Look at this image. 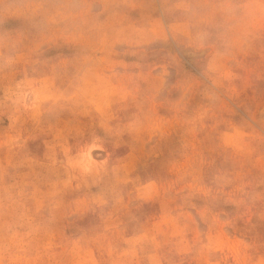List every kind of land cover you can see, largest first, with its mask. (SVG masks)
<instances>
[{
  "label": "rangeland",
  "instance_id": "1",
  "mask_svg": "<svg viewBox=\"0 0 264 264\" xmlns=\"http://www.w3.org/2000/svg\"><path fill=\"white\" fill-rule=\"evenodd\" d=\"M0 264H264V0H0Z\"/></svg>",
  "mask_w": 264,
  "mask_h": 264
}]
</instances>
